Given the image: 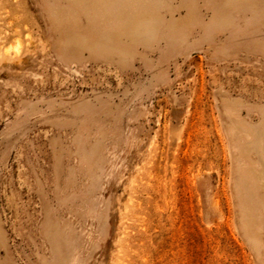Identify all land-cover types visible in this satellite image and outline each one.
<instances>
[{
    "label": "rangeland",
    "instance_id": "rangeland-1",
    "mask_svg": "<svg viewBox=\"0 0 264 264\" xmlns=\"http://www.w3.org/2000/svg\"><path fill=\"white\" fill-rule=\"evenodd\" d=\"M224 1L0 0V260L264 264L233 152L264 171V0Z\"/></svg>",
    "mask_w": 264,
    "mask_h": 264
},
{
    "label": "bare ground",
    "instance_id": "bare-ground-1",
    "mask_svg": "<svg viewBox=\"0 0 264 264\" xmlns=\"http://www.w3.org/2000/svg\"><path fill=\"white\" fill-rule=\"evenodd\" d=\"M221 1L223 0H220V3H223ZM225 1H224V4H225ZM230 2H233V1H229V3ZM227 3H228V0H227ZM217 5L218 4H216L215 6ZM219 5L221 6H217V7H221V8L224 7V5L222 7V4H219ZM231 6H233V4H231ZM217 7L215 8L217 9ZM228 7L226 6L223 9L224 12L227 10L226 8ZM221 8L219 9L220 11L222 10ZM223 10L221 12H223ZM216 11H218V9ZM215 13H214V16H217V15L219 16L220 14H222L218 12V14L216 13L217 15H215ZM217 18L213 17V19H217ZM236 105H238V103H236L235 105H231L229 102L226 105V113H231L233 116H235V118L238 119L237 122L233 121L232 126H229V128H230V131L233 133L235 140L240 139V137L246 139L252 136L255 131H254L253 125L250 123V120L242 117L239 114L238 108L235 107ZM263 108L264 107L261 106L259 109V112H260V115L262 116V123L260 122L261 127L264 130V110ZM235 123L240 124V126H242L243 128L240 129L239 127H237ZM254 135H253V138H254ZM260 137H261V134L259 138ZM261 146L262 144L260 145V147ZM261 148L259 149L257 148V149L260 150ZM233 152H234V161H235V164L237 165V167L234 168L236 172L234 183H235V189H236L237 199H238V204H239L240 226L245 234V237L250 242L252 247L256 250V252L260 253L262 252V249L264 248V236H263L264 171L262 170V167H261L262 163H260L259 161L260 159L252 156L251 152H249V150H247L245 146L241 145V143L235 142V145L233 146ZM253 152L255 151L253 150ZM262 157L264 158L263 154H262ZM262 161L264 160L262 159ZM0 264H12V263L9 260L2 259L0 260Z\"/></svg>",
    "mask_w": 264,
    "mask_h": 264
}]
</instances>
